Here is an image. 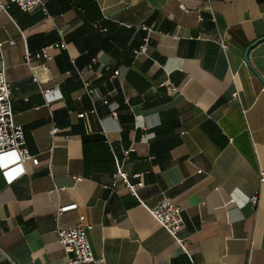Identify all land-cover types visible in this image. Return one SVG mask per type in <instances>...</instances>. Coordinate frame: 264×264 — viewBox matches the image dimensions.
I'll return each mask as SVG.
<instances>
[{"label": "crops", "instance_id": "crops-1", "mask_svg": "<svg viewBox=\"0 0 264 264\" xmlns=\"http://www.w3.org/2000/svg\"><path fill=\"white\" fill-rule=\"evenodd\" d=\"M41 1L47 15L0 13L14 120L38 159L0 163V264H67L57 232L81 217L89 264H264V86L245 60L259 41L264 79V0ZM163 198L183 210L182 244L150 213Z\"/></svg>", "mask_w": 264, "mask_h": 264}, {"label": "built area", "instance_id": "built-area-1", "mask_svg": "<svg viewBox=\"0 0 264 264\" xmlns=\"http://www.w3.org/2000/svg\"><path fill=\"white\" fill-rule=\"evenodd\" d=\"M16 5L22 12L30 13L37 9H41L44 14L47 15L44 4L41 0H0V13H7L11 5ZM147 30V28H144ZM64 37L63 31L60 32ZM149 47V38H145L143 44L134 51L135 56L146 55ZM66 49L67 45L64 41L59 44L51 45L42 49L40 52L31 54L25 53L24 62L26 65L31 66L35 60L52 59V52L57 49ZM118 76V72L114 73ZM161 87H166L162 84ZM168 89L172 93H177L178 88L173 85H169ZM48 101L56 99L59 94L56 89H50L43 91ZM92 94L91 91H88ZM237 96V93L234 94ZM95 113V110L92 111ZM113 117L117 114L112 113ZM80 118H84L85 114L79 115ZM58 133V127L54 121H52L51 134L56 135ZM10 155H13L14 163L32 162L34 165H38V159L32 156L25 146V134L22 126L17 125L14 120V110L12 104V90L11 86L6 78V63L3 55L0 53V163L5 175H8V168L3 165L2 160ZM20 173L13 177H8L9 182ZM116 178L122 183L126 190L133 196H138V192L143 188V183H132L122 168L119 167L116 173ZM259 198L257 195L251 198L253 204H257ZM64 211L61 210L60 213ZM150 213L153 218L160 224V226L166 230L172 238L178 243L182 244L183 240L180 239L179 234L183 227V210L168 198H163L154 207L150 209ZM83 218H80V223L70 229H61L57 232V237L60 245L63 247L67 254V264H89L96 262L90 242L88 240L89 226L82 224Z\"/></svg>", "mask_w": 264, "mask_h": 264}, {"label": "water", "instance_id": "water-1", "mask_svg": "<svg viewBox=\"0 0 264 264\" xmlns=\"http://www.w3.org/2000/svg\"><path fill=\"white\" fill-rule=\"evenodd\" d=\"M264 40V39H263ZM259 42V41H258ZM258 42H256L255 44H253L252 46H250L249 48H248V50L246 51V55H245V60H246V63H247V65L250 67V69L255 73V75L258 77V79L261 81V83L263 84V86H264V79L262 78V76L259 74V73H257L254 69H253V67L251 66V64H250V62H249V58H248V55H249V53H250V51L254 48V47H256V45L258 44Z\"/></svg>", "mask_w": 264, "mask_h": 264}]
</instances>
